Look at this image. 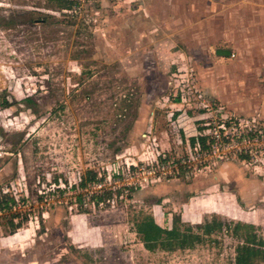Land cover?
<instances>
[{
    "label": "rangeland",
    "instance_id": "obj_1",
    "mask_svg": "<svg viewBox=\"0 0 264 264\" xmlns=\"http://www.w3.org/2000/svg\"><path fill=\"white\" fill-rule=\"evenodd\" d=\"M0 98V264H236L264 238V0H0ZM145 218L200 238L148 250Z\"/></svg>",
    "mask_w": 264,
    "mask_h": 264
},
{
    "label": "trees",
    "instance_id": "obj_2",
    "mask_svg": "<svg viewBox=\"0 0 264 264\" xmlns=\"http://www.w3.org/2000/svg\"><path fill=\"white\" fill-rule=\"evenodd\" d=\"M217 54L226 56L229 52L226 50H217ZM6 102L7 100L0 98V103L2 105L5 103L6 106ZM205 139V136H198L196 138H190V141L194 144L197 140H199L203 145ZM88 175L81 180L80 187L85 186L87 183H93L96 180L102 181L101 178L99 179L97 177L96 173L89 171ZM10 201H14V198L9 197L6 194L0 196V205H5V207H7ZM174 223L175 222H173L172 228L170 227L165 229L159 226L153 218H145L142 222L137 224L136 231L141 235V240L148 250H153L156 244L166 246L165 248H173L175 246L183 248L186 245H192L194 241L200 238L198 234H194L188 230L181 232L176 223ZM243 227L251 228L253 226L245 224ZM220 228L221 224L216 221L207 222L202 226L203 233L205 234L211 233L213 230ZM235 253L236 264H253L255 261L264 263V238L259 242H256V237L254 235H247L244 243L236 247Z\"/></svg>",
    "mask_w": 264,
    "mask_h": 264
},
{
    "label": "crops",
    "instance_id": "obj_3",
    "mask_svg": "<svg viewBox=\"0 0 264 264\" xmlns=\"http://www.w3.org/2000/svg\"><path fill=\"white\" fill-rule=\"evenodd\" d=\"M240 208H242V207H240ZM236 212H237V211H236ZM242 212L248 214V211H246L245 209H242ZM233 214H234V216H233L234 218H238V214H236V213H233ZM243 217H244V216H243ZM253 224L255 225V222H253ZM260 225H263V226H264V223H263V224L261 223Z\"/></svg>",
    "mask_w": 264,
    "mask_h": 264
},
{
    "label": "built area",
    "instance_id": "obj_4",
    "mask_svg": "<svg viewBox=\"0 0 264 264\" xmlns=\"http://www.w3.org/2000/svg\"><path fill=\"white\" fill-rule=\"evenodd\" d=\"M218 135H219V134H218ZM200 136H205V135H203V134H200ZM219 136H220V135H219ZM219 136H218V137H219ZM205 137H206V136H205ZM243 140L246 142V140H245V139H243ZM196 146L198 147V146H199V143H197V144H196ZM197 147H195V149H196ZM241 152H242V151H241ZM129 169H130V168H129Z\"/></svg>",
    "mask_w": 264,
    "mask_h": 264
}]
</instances>
